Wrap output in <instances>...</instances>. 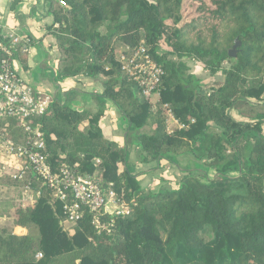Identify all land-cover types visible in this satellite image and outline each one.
Segmentation results:
<instances>
[{
  "label": "trees",
  "instance_id": "trees-1",
  "mask_svg": "<svg viewBox=\"0 0 264 264\" xmlns=\"http://www.w3.org/2000/svg\"><path fill=\"white\" fill-rule=\"evenodd\" d=\"M50 14L58 80L102 78V98L128 121L127 141L145 162L188 155L206 160L216 176L188 173L174 192L145 191L125 151L102 135L101 109L52 100L27 121L52 171L67 168L110 187L130 213L103 215L109 232L97 233L87 210L66 227L61 203L36 177L0 175V217L27 230L0 232V264H264V106L252 105L264 102V0H51ZM25 46L19 41L12 59ZM117 46L125 50L117 54ZM140 48L162 72L157 106L117 61ZM189 62L219 74L220 84L203 90ZM164 106L182 128L167 131ZM238 106L254 116L236 122L230 112ZM1 128L16 144L28 140L14 120ZM26 185L35 202L22 207Z\"/></svg>",
  "mask_w": 264,
  "mask_h": 264
},
{
  "label": "crops",
  "instance_id": "crops-1",
  "mask_svg": "<svg viewBox=\"0 0 264 264\" xmlns=\"http://www.w3.org/2000/svg\"><path fill=\"white\" fill-rule=\"evenodd\" d=\"M50 1L0 0V35L5 38L16 37L27 45L24 51L19 50L12 60V67L18 77L35 92L44 93L52 100L67 105L73 110L95 113L101 109L102 115L99 119L101 133L125 151L127 167L141 189L152 194L165 191L174 192L178 190L182 178L188 173L203 175L208 179L214 178L215 172L207 165L206 160L197 161L188 155L178 157L174 161L145 162L144 153L127 141L128 121L111 101L102 98V78L80 75L62 80L57 79L55 39L49 33L52 27L56 28L50 14ZM116 50L119 54L125 48L117 46ZM188 67L190 74L201 81L203 90L215 87L211 85V78L217 80V84L221 82L219 74L213 78L194 62H189ZM193 68H196L195 73L190 71ZM148 102L157 106L158 95L152 96ZM252 105L256 108L257 105L264 106V102H253ZM252 113L238 106L231 110L230 116L236 122L242 123L249 121L245 116ZM166 125L169 132L180 128L171 117H167ZM140 132L149 135L151 130L145 128ZM30 174L35 178L32 173ZM1 193L0 190V195ZM22 198L23 196L19 200L20 204ZM33 198L35 202L34 195ZM2 231L16 236L27 234L26 229L13 225L9 215L0 217V232Z\"/></svg>",
  "mask_w": 264,
  "mask_h": 264
},
{
  "label": "built area",
  "instance_id": "built-area-1",
  "mask_svg": "<svg viewBox=\"0 0 264 264\" xmlns=\"http://www.w3.org/2000/svg\"><path fill=\"white\" fill-rule=\"evenodd\" d=\"M16 37L0 35V175L13 181H22L26 173H32L41 185L51 191L52 198L61 203L66 224L73 226L87 210L90 224L97 233L109 232L110 217L128 216L129 208L116 200L110 187L104 188L89 177L77 175L67 168L52 171L44 153V144L37 129L27 125L30 118L41 116L52 102L44 93L35 92L24 83L12 67L13 50L18 45ZM121 70L137 84L141 97L149 101L157 95L161 83V69L145 48L117 58ZM167 111V107H163ZM167 117H172L169 111ZM14 120L28 136L25 144H16L3 135L1 123ZM180 128H182L180 126ZM38 196V195H37ZM34 198L28 185L23 186L22 206L33 205ZM41 254L36 255L40 259Z\"/></svg>",
  "mask_w": 264,
  "mask_h": 264
},
{
  "label": "rangeland",
  "instance_id": "rangeland-1",
  "mask_svg": "<svg viewBox=\"0 0 264 264\" xmlns=\"http://www.w3.org/2000/svg\"><path fill=\"white\" fill-rule=\"evenodd\" d=\"M190 71L195 73L196 68H195V69L193 68L192 70L190 69ZM211 85H212V86H217V85H218V84H217V80L211 78ZM10 195H11V194H10ZM65 225H66V227H70V225L66 224V222H65Z\"/></svg>",
  "mask_w": 264,
  "mask_h": 264
}]
</instances>
